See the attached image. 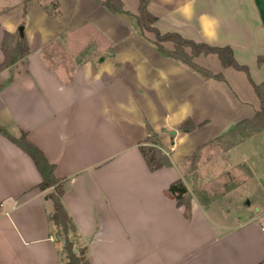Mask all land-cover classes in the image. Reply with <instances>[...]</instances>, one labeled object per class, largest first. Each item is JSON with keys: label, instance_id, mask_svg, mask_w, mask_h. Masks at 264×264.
<instances>
[{"label": "crops", "instance_id": "crops-1", "mask_svg": "<svg viewBox=\"0 0 264 264\" xmlns=\"http://www.w3.org/2000/svg\"><path fill=\"white\" fill-rule=\"evenodd\" d=\"M56 1L59 12L51 14L44 7L51 0H0V64L5 32L21 35L23 26L30 49L0 71V125L15 137L25 131L66 179L63 203L89 264H264V199L255 214L233 218L223 207L225 218L218 217L211 209L217 200L203 202L191 190L187 168L199 147L260 109L245 72L223 66L216 54H200L196 63L225 76L204 78L161 54L149 41L154 34L141 36L130 17L95 0ZM123 3L138 13L139 0ZM148 9L162 33L230 46L253 80L264 81V62L258 64L264 0H151ZM91 43V53L79 57ZM188 118L206 123L180 130ZM146 121L159 132L172 166L149 169L139 148ZM260 158L259 166L246 154L229 162L251 171L243 186L256 195H264ZM177 179L192 194L190 215L168 192ZM40 181L31 156L0 133V264L65 259L53 236L52 188L39 189Z\"/></svg>", "mask_w": 264, "mask_h": 264}, {"label": "trees", "instance_id": "trees-1", "mask_svg": "<svg viewBox=\"0 0 264 264\" xmlns=\"http://www.w3.org/2000/svg\"><path fill=\"white\" fill-rule=\"evenodd\" d=\"M95 1L113 13L130 17L141 36L147 38L145 36L146 32L153 33L155 38L149 39V41L161 54L188 66L191 70L204 78L225 80L223 73H215L194 61V58L200 54H216L223 66H231L236 70L245 72L260 99V109L257 110L252 117L239 121L228 132L218 136L213 141L225 140V149L227 150L248 137L264 130V81L256 83L253 80L250 68L237 61L234 50L230 46H213L204 42H197L185 38L177 32L162 33L155 26L157 17L148 9L151 0H139L137 14H133L125 9L123 0ZM44 7L51 14H57L59 12L57 10L58 4L56 0H51V2ZM165 41L173 42L174 47L172 49L167 48L163 44ZM187 49H190V51L188 52ZM2 50L5 58L0 64V71L11 67L30 52L26 37L24 35H19L18 32H5ZM263 62L264 56H259L258 64L261 65ZM205 123L206 121L195 124L188 118L179 125V129L182 131H191L197 127L203 126ZM146 129L147 136L139 145V148L149 169L154 171L164 166H172L173 163L170 158V153L167 149L165 150L163 148L159 132L155 130L148 121H146ZM0 133L5 135L31 156L41 174V181L37 187L41 190L52 188V191L47 197L53 202V211L50 214V219L55 227L53 236L55 241L59 245H62V251L66 256V259L60 264H89L87 246L81 241L77 227L63 203L62 198L65 192L66 179L58 177L55 174V163L49 161L43 151L28 139L25 131H22L20 136L15 137L10 134L4 126L0 125ZM200 148L201 147L193 152L188 159L191 165L190 171L196 170ZM168 192L177 200V204L183 206L187 214L190 215L192 194L189 192L184 180L177 179L173 181L169 186ZM63 240L66 241L64 244H62Z\"/></svg>", "mask_w": 264, "mask_h": 264}, {"label": "rangeland", "instance_id": "rangeland-1", "mask_svg": "<svg viewBox=\"0 0 264 264\" xmlns=\"http://www.w3.org/2000/svg\"><path fill=\"white\" fill-rule=\"evenodd\" d=\"M100 44L101 49L103 42L101 41ZM93 47L94 45L91 43L88 46L90 51L79 53V57H86L91 53ZM96 48L98 49V46ZM107 51L108 48L105 52L101 49L100 55L106 56ZM100 59H102V56ZM225 146V140H217L212 141L211 144L209 143L206 146L207 148L205 147L206 150L203 147L200 148L196 170L191 171L192 173L189 174V177L193 176L190 182V188L203 202L209 199L217 200L211 204V209H213V212L218 217L225 218L222 210L223 207L229 211L230 216L233 218L234 215H243L246 217L248 213L255 214L254 206L257 203L261 205L260 202L264 199V195L262 191L256 195L249 187L244 188L243 184L251 182L250 178H248L251 171L246 168L243 170L239 169L241 167L236 169L229 162L238 161V157L240 158L242 154H246L256 157V163L259 166L258 161L264 155V133H261L259 137L256 136V138H253L248 143L235 147L230 152L226 151ZM163 148L165 149L164 146ZM203 150L205 151L202 153ZM229 154L232 155L231 158L228 157ZM187 166L190 170V163ZM237 174H239L238 178L236 177ZM248 201L249 204L247 203ZM261 214L264 216V209ZM232 217L231 219H233ZM63 255L65 256L64 252Z\"/></svg>", "mask_w": 264, "mask_h": 264}, {"label": "water", "instance_id": "water-1", "mask_svg": "<svg viewBox=\"0 0 264 264\" xmlns=\"http://www.w3.org/2000/svg\"><path fill=\"white\" fill-rule=\"evenodd\" d=\"M23 30H24V27L23 26H20L19 27V33L21 34V35H23ZM175 132V131H174ZM248 204H249V201L247 202ZM66 241L65 240H63L62 241V243L64 244ZM76 249V248H75Z\"/></svg>", "mask_w": 264, "mask_h": 264}]
</instances>
